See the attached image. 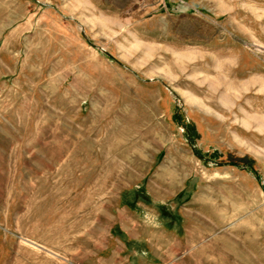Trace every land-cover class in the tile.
Listing matches in <instances>:
<instances>
[{"label":"rangeland","instance_id":"obj_1","mask_svg":"<svg viewBox=\"0 0 264 264\" xmlns=\"http://www.w3.org/2000/svg\"><path fill=\"white\" fill-rule=\"evenodd\" d=\"M0 264H264V0H0Z\"/></svg>","mask_w":264,"mask_h":264},{"label":"trees","instance_id":"obj_2","mask_svg":"<svg viewBox=\"0 0 264 264\" xmlns=\"http://www.w3.org/2000/svg\"><path fill=\"white\" fill-rule=\"evenodd\" d=\"M246 157H236V158H230V164H237V162L245 161Z\"/></svg>","mask_w":264,"mask_h":264}]
</instances>
